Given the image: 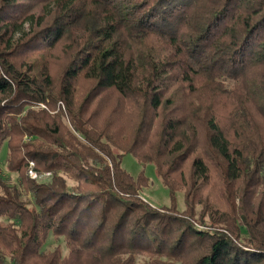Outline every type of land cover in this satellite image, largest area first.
Wrapping results in <instances>:
<instances>
[{
	"label": "trees",
	"instance_id": "16d2710c",
	"mask_svg": "<svg viewBox=\"0 0 264 264\" xmlns=\"http://www.w3.org/2000/svg\"><path fill=\"white\" fill-rule=\"evenodd\" d=\"M5 144L0 264H264V0H0Z\"/></svg>",
	"mask_w": 264,
	"mask_h": 264
},
{
	"label": "rangeland",
	"instance_id": "374dc122",
	"mask_svg": "<svg viewBox=\"0 0 264 264\" xmlns=\"http://www.w3.org/2000/svg\"><path fill=\"white\" fill-rule=\"evenodd\" d=\"M7 155L8 146L7 144H5L3 146L2 151L0 152V168L5 173H8V169L6 166ZM122 165L123 168H125L134 177H137L142 171H144L145 175L150 179L149 187L145 188L141 193L147 202H149L152 206L155 207L170 206L171 200L169 191L163 184L162 180L157 176L155 166L153 164H148L144 166L137 160L134 155L127 154L124 156ZM12 177L13 181H16V175L12 174ZM177 199L178 207L180 210L183 211L185 209L183 193H178ZM59 243H63V240L56 239L53 236H50L47 242V248L53 249Z\"/></svg>",
	"mask_w": 264,
	"mask_h": 264
},
{
	"label": "built area",
	"instance_id": "2783aa9c",
	"mask_svg": "<svg viewBox=\"0 0 264 264\" xmlns=\"http://www.w3.org/2000/svg\"><path fill=\"white\" fill-rule=\"evenodd\" d=\"M30 175H31V177L32 178H46V177H48V176H50V174L49 173H47L46 175H38L35 171H33V170H31L30 171Z\"/></svg>",
	"mask_w": 264,
	"mask_h": 264
}]
</instances>
